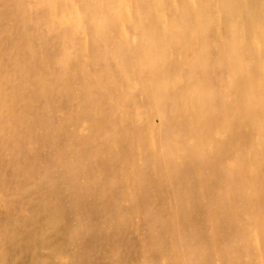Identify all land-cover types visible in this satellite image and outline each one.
<instances>
[{"label":"rangeland","instance_id":"1","mask_svg":"<svg viewBox=\"0 0 264 264\" xmlns=\"http://www.w3.org/2000/svg\"><path fill=\"white\" fill-rule=\"evenodd\" d=\"M1 2L0 264H264V0H70L77 23ZM120 3L96 39L88 17Z\"/></svg>","mask_w":264,"mask_h":264},{"label":"bare ground","instance_id":"2","mask_svg":"<svg viewBox=\"0 0 264 264\" xmlns=\"http://www.w3.org/2000/svg\"><path fill=\"white\" fill-rule=\"evenodd\" d=\"M19 0H10V3L14 10H16L17 14H19L21 17L25 18V17H28L27 14H26V10H24L25 8H19L18 5H17V2ZM20 3V2H19ZM73 3V2H72ZM192 3V2H190ZM26 4V3H25ZM70 4V0H38V5L39 6H43L45 9H46V13H45V17H43V21H46V22H51V21H62V22H65V21H72L74 23H77L78 21H81V18H80V14L77 10V8L75 6H68ZM2 5V2L0 4V6ZM142 5L144 7H140L138 8L140 11H142L145 16H153L154 18H156L157 21H159L163 14H162V11L160 10V7H156V6H152L150 5V3H148L147 1L143 2ZM173 5V4H172ZM152 6V7H151ZM7 7V6H6ZM38 7V6H37ZM35 8V7H34ZM186 8V4L184 2V4H182L181 6L179 7H175V9L179 10V12L177 14H180L178 15V18H174L172 21H188V11L185 10ZM6 9V8H5ZM27 9V8H26ZM7 10V9H6ZM30 11V10H28ZM53 12V14L50 15V13ZM3 13V12H2ZM125 13H128V9L127 7L123 4V3H120L119 5V8H115V9H111V10H106L104 9L103 11H99V12H96V13H92L89 17H88V20L89 21H93L94 24H95V35H96V39H100L101 36H104L105 34V31L106 29L109 30L111 28V26H115L117 24V21H119V18L122 14H125ZM29 15V14H28ZM1 16V15H0ZM32 16V15H31ZM141 16V15H140ZM2 17V16H1ZM159 19V20H158ZM9 20V18H8ZM10 21V20H9ZM30 21V20H28ZM32 21V19H31ZM11 22V21H10ZM61 23V22H59ZM69 23V22H68ZM109 23V24H108ZM30 24V23H29ZM27 26V25H26ZM125 30V29H124ZM123 30V31H124ZM151 31L155 32L158 34V31H159V26L157 27H153L150 29ZM24 32V31H23ZM2 33V32H1ZM143 33V36H147V31H142ZM5 36V35H4ZM27 38H29L27 36ZM32 41V40H31ZM254 41V40H253ZM30 42V41H29ZM28 42V43H29ZM96 42V49L98 51H100L101 53H106L107 52V49L106 48H103L101 46V42L98 41V40H95ZM117 42V41H116ZM32 44V43H31ZM15 45V44H14ZM18 45V44H17ZM16 50V49H14ZM109 50V49H108ZM140 50V49H139ZM141 51V50H140ZM145 51L147 50H144V52L142 53H145ZM111 52V51H110ZM149 53V51H148ZM41 54V53H40ZM35 55H36V47L34 45H28V48L26 49V53L25 55L20 58V61H19V64L20 65V70L23 74V77L24 78H28L30 76H33V74H35L34 76L36 78L39 79V74L36 72V70L33 69L32 65H33V59L35 58ZM112 55V54H110ZM131 56V55H130ZM112 57V56H111ZM40 58V57H39ZM36 59V58H35ZM134 59L138 62H142V57L141 55H137L135 54L134 56ZM42 60V59H41ZM112 60V59H111ZM4 61V60H3ZM58 62L61 64L62 63V60H58ZM68 62V59H67V55L64 59V63L66 65V63ZM117 63V62H115ZM10 67V66H9ZM103 67V65H102ZM100 67V68H102ZM96 68V67H95ZM9 69V68H8ZM39 76V77H38ZM57 77V76H56ZM37 81V80H36ZM44 81V80H43ZM43 85V84H42ZM46 86V84H45ZM44 87V86H43ZM57 87V86H55ZM46 87H44L43 89H45ZM35 89V88H34ZM42 89V88H41ZM55 89V88H54ZM61 89V88H60ZM51 90V88H50ZM41 92V91H40ZM53 93V92H52ZM46 94V93H45ZM50 94V93H49ZM61 94V93H60ZM59 94V95H60ZM58 95V96H59ZM62 96V95H61ZM1 97H2V94H1V88H0V111L2 109V106L3 107H6L8 109H12V107L10 108L9 105H7L8 103L11 104V105H14V103H16L17 101V96H14V97H11L10 99H5V100H1ZM36 98V96H35ZM66 98V96H65ZM34 99V98H33ZM32 99V100H33ZM55 100V99H54ZM61 101V100H59ZM66 102V101H65ZM52 103V102H51ZM66 105V104H65ZM62 107V106H61ZM70 107V106H69ZM33 108V107H32ZM53 108V106H52ZM30 110V109H29ZM34 110V108H33ZM32 110V111H33ZM42 110V109H41ZM40 110V111H41ZM54 110V109H53ZM71 110V109H69ZM49 111V110H48ZM51 111V110H50ZM86 113L90 116V117H87L85 119V124L88 126L91 127V134H94V135H100L102 134L104 131L107 130V128H103V124L105 123V118L104 117H101L99 115V107H88L86 105V109H85ZM30 112V111H29ZM55 112V111H54ZM56 114V113H54ZM72 114V113H71ZM51 115V114H50ZM64 115V114H63ZM65 115H66V118L69 117L70 115V112L68 111V109L65 110ZM0 117H1V112H0ZM106 117V121L108 122V120H110V118L113 120V123H117V119L116 117L113 116V114H109L108 116H105ZM53 118V117H52ZM70 118V117H69ZM43 119V118H42ZM65 119V118H64ZM44 120V119H43ZM48 120V119H47ZM50 120V119H49ZM0 121H1V118H0ZM63 121V120H62ZM156 121V120H155ZM53 122V121H52ZM104 122V123H103ZM106 122V123H107ZM110 122V121H109ZM103 123V124H102ZM143 123V122H142ZM109 125V123H107ZM50 125V124H49ZM48 125V126H49ZM55 125V124H53ZM106 125V124H105ZM106 125V126H108ZM148 125V124H147ZM114 125L111 123L109 125V127H113ZM108 127V128H109ZM114 129V128H113ZM74 130V129H73ZM85 130V128H84ZM123 132V131H122ZM84 132L82 131L81 132V135L83 134ZM263 133V132H262ZM15 131H14V127H10L9 125L8 126H0V137H3L5 140L7 141H11V139H13L15 137ZM77 136H80L79 134L78 135H74L75 138H77ZM152 145V143H151ZM166 147V146H165ZM238 179V178H237ZM239 183L242 182V179H238ZM246 182V181H245ZM247 185V184H246ZM242 186H243V183H242ZM245 186H243L244 188ZM246 188V187H245ZM255 205V204H254ZM160 220V218L157 220V222ZM264 224V223H263ZM166 230L167 232H170L171 231V227H166ZM172 232V231H171ZM256 234V233H255ZM230 235V234H229ZM191 237L192 236H188V239L187 238H181L180 236L178 237L177 236V239H175L173 242H172V251L174 250V252L177 251V249H180L181 247H184L187 248V246H182L185 244L186 241H191ZM211 243V242H210ZM215 245V244H214ZM213 246V245H212ZM212 248V247H211ZM214 249V248H213ZM259 249V248H258ZM195 251V250H194ZM190 253H193L191 251H189ZM199 252V251H198ZM212 252V251H211ZM204 253V252H203ZM235 253V252H234ZM237 255V254H236ZM191 257V256H190ZM197 259V258H196ZM237 259V258H236ZM190 263V262H189ZM192 263V262H191ZM233 264H236L235 262Z\"/></svg>","mask_w":264,"mask_h":264}]
</instances>
